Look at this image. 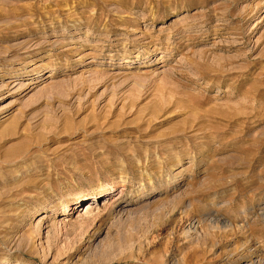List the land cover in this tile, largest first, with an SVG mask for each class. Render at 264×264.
<instances>
[{
	"label": "rangeland",
	"instance_id": "rangeland-1",
	"mask_svg": "<svg viewBox=\"0 0 264 264\" xmlns=\"http://www.w3.org/2000/svg\"><path fill=\"white\" fill-rule=\"evenodd\" d=\"M0 264H264V0H0Z\"/></svg>",
	"mask_w": 264,
	"mask_h": 264
},
{
	"label": "bare ground",
	"instance_id": "bare-ground-1",
	"mask_svg": "<svg viewBox=\"0 0 264 264\" xmlns=\"http://www.w3.org/2000/svg\"><path fill=\"white\" fill-rule=\"evenodd\" d=\"M71 210H72V208L70 207L69 204H67L66 207H65V214L69 215L71 213Z\"/></svg>",
	"mask_w": 264,
	"mask_h": 264
}]
</instances>
